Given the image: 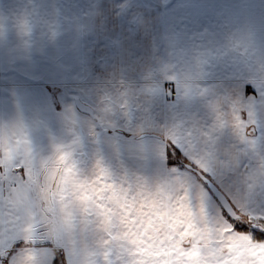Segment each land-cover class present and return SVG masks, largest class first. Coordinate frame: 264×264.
I'll return each mask as SVG.
<instances>
[{
  "label": "crops",
  "instance_id": "1",
  "mask_svg": "<svg viewBox=\"0 0 264 264\" xmlns=\"http://www.w3.org/2000/svg\"><path fill=\"white\" fill-rule=\"evenodd\" d=\"M102 55L106 62H96ZM101 69L110 126L106 149L92 140L100 128L94 107L78 98ZM165 73L177 93L169 106ZM216 97L238 98L264 120V0H0V127L22 124L36 161L61 146L82 174L99 162L117 182L152 183L158 175L146 172L158 166L148 160L153 152L162 156L163 132L175 130L185 141L191 133L203 142L213 122L208 101ZM78 100L94 115L82 113ZM143 132L157 140L143 142ZM210 147L208 164L216 173L209 177L228 201L264 214V188L256 182L264 180V171H258L255 154L244 151L230 130L215 134ZM258 147L264 150V141ZM204 191L209 212L219 214L222 206ZM3 200L0 264H18L29 249L55 264L52 220L65 244L63 264H105L106 234L96 217L48 218L44 228L51 240L43 234L27 244L5 218ZM109 260L118 264L116 255Z\"/></svg>",
  "mask_w": 264,
  "mask_h": 264
},
{
  "label": "snow or ice",
  "instance_id": "2",
  "mask_svg": "<svg viewBox=\"0 0 264 264\" xmlns=\"http://www.w3.org/2000/svg\"><path fill=\"white\" fill-rule=\"evenodd\" d=\"M22 26L30 31L27 21ZM208 107L213 122L203 142L191 133L185 141L175 130L163 132L165 146L152 183L117 182L99 162L91 173L82 174L71 152L61 146L47 160L36 161L22 124L0 127L5 218L21 229L25 243L34 244L47 234L48 218L94 216L106 234L101 241L106 264H112L110 255L118 257V264H264V214L233 204L212 214L204 191L209 173H216L208 164L214 157L210 146L215 134L226 130L244 151L255 154L258 171H264V150L258 147L264 141V120L234 97H216ZM256 182L264 188V180ZM18 264H45V259L29 249Z\"/></svg>",
  "mask_w": 264,
  "mask_h": 264
},
{
  "label": "rangeland",
  "instance_id": "3",
  "mask_svg": "<svg viewBox=\"0 0 264 264\" xmlns=\"http://www.w3.org/2000/svg\"><path fill=\"white\" fill-rule=\"evenodd\" d=\"M96 62H99L101 64L105 63L106 62V55H102V57H100L98 60H96ZM168 71L170 72V68L168 69ZM165 78H167V73H165L164 79ZM164 87H165L164 104L169 106L174 102L175 98L168 99V93L172 92V91L176 93V91H174L168 87V83L166 82V79L164 82ZM176 95H177V93H176ZM78 96H79L78 98L80 100H84V102L89 103L94 107V109L96 111V117H97L96 120L98 121V126L100 128H98L96 130L98 136L97 137L94 136L92 140H93V142H97L96 144L99 148L103 147L104 149H106V130L110 129L109 128L110 126L106 127V69L105 70L101 69V70L97 71L95 74L90 75L88 77L87 86L84 87L83 91L79 92ZM115 125H116V127L119 128V126L116 123H115ZM72 128L75 129V127H72ZM118 128L115 129L116 131H112V132H118L119 131ZM147 133H149V134H147ZM104 135H105V137H104ZM139 136L144 139L143 142H145L146 140H152V141L157 140L156 139L157 137L151 135L150 132L139 133ZM101 137H104V138H101ZM160 147H162V151H163L164 146L162 145ZM154 155H155V152H153V155H150L151 158L148 160V162H149V164L151 163L153 166H158L160 157L154 156ZM104 163H106V161ZM146 173L148 174V177L157 176L158 175V168H154L153 171H148ZM212 182L215 184V182L213 180H212ZM204 190H206V192L209 196H212V197H214V199H216L215 196L213 195V193L208 188V186H205ZM52 222L54 223V226H55V229L54 228L52 229L53 230L52 239H54V238L56 239V242H54L52 240V243H55L58 246L57 255H58L59 259L62 260V262H63L65 244L58 235V231L56 229V226H57L56 221L52 220ZM49 230H50L49 227L45 228V231L47 233H49ZM46 236H47L46 238L49 239V237H50L49 234H47ZM49 240H51V239H49ZM101 255H102V253H101ZM102 257H103V255H102ZM104 262L106 264L105 260H104Z\"/></svg>",
  "mask_w": 264,
  "mask_h": 264
},
{
  "label": "water",
  "instance_id": "4",
  "mask_svg": "<svg viewBox=\"0 0 264 264\" xmlns=\"http://www.w3.org/2000/svg\"><path fill=\"white\" fill-rule=\"evenodd\" d=\"M78 109L85 114L94 115V111L81 102L80 100L77 101ZM210 191L213 193L217 201L220 203L223 209H229V204H231L226 196L220 191V189L209 179V184L207 185Z\"/></svg>",
  "mask_w": 264,
  "mask_h": 264
},
{
  "label": "built area",
  "instance_id": "5",
  "mask_svg": "<svg viewBox=\"0 0 264 264\" xmlns=\"http://www.w3.org/2000/svg\"><path fill=\"white\" fill-rule=\"evenodd\" d=\"M176 97V93L175 92H169L168 93V99H172V98H175Z\"/></svg>",
  "mask_w": 264,
  "mask_h": 264
},
{
  "label": "trees",
  "instance_id": "6",
  "mask_svg": "<svg viewBox=\"0 0 264 264\" xmlns=\"http://www.w3.org/2000/svg\"><path fill=\"white\" fill-rule=\"evenodd\" d=\"M63 264V262H62V260H60L59 258L58 259H56V262H55V264Z\"/></svg>",
  "mask_w": 264,
  "mask_h": 264
}]
</instances>
